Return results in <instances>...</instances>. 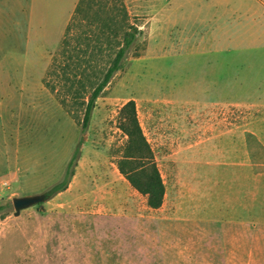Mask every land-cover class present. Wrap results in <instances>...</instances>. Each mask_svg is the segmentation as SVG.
Here are the masks:
<instances>
[{
  "label": "rangeland",
  "instance_id": "1",
  "mask_svg": "<svg viewBox=\"0 0 264 264\" xmlns=\"http://www.w3.org/2000/svg\"><path fill=\"white\" fill-rule=\"evenodd\" d=\"M77 1L0 0V264H264V147L249 133L258 111L222 91L227 72L256 62L250 28L264 39V22L225 20L264 0H123L139 55L112 76L85 131L61 83L55 94L43 82ZM128 100L163 180L156 209L117 167ZM76 149L68 187L14 215L13 198L43 194Z\"/></svg>",
  "mask_w": 264,
  "mask_h": 264
},
{
  "label": "trees",
  "instance_id": "2",
  "mask_svg": "<svg viewBox=\"0 0 264 264\" xmlns=\"http://www.w3.org/2000/svg\"><path fill=\"white\" fill-rule=\"evenodd\" d=\"M110 1L111 6L107 7ZM141 34L138 26L128 21L123 0L77 1L43 82L51 92L57 94L59 89L56 83L59 81L62 87L60 93L70 95L73 104L82 108L80 125L83 131L89 126L96 99L112 76L123 68L128 56L139 55L137 46ZM105 53L109 58L106 66L100 68L97 62ZM60 101L66 108L73 106L68 105L61 96ZM118 128L125 136L117 160L118 170L146 197L148 207L159 208L165 188L151 146L140 126L133 100H128L120 108ZM78 155L76 149L66 164L62 179L43 193L44 201L68 187Z\"/></svg>",
  "mask_w": 264,
  "mask_h": 264
},
{
  "label": "crops",
  "instance_id": "3",
  "mask_svg": "<svg viewBox=\"0 0 264 264\" xmlns=\"http://www.w3.org/2000/svg\"><path fill=\"white\" fill-rule=\"evenodd\" d=\"M254 2L258 7L257 0ZM260 7L262 11L258 12L259 10L253 5H249L246 8L242 5L240 9H237L235 17L234 13L231 12L228 19L225 20L226 27L228 25L232 26L234 21L242 25L244 23L254 25L255 23L264 22V5L260 4ZM251 30H253V34ZM258 31L259 28L253 27L249 31V36L256 43L250 49H259L250 57L256 59V62L252 64L253 66H249L248 64L250 70L247 74L240 75L233 70L227 72L222 91H225L226 99L230 100L231 105L256 109L258 111L257 119L249 125L252 128L249 133L254 135L262 147H264V39L261 40V36H257ZM241 138H245L244 132H242Z\"/></svg>",
  "mask_w": 264,
  "mask_h": 264
},
{
  "label": "water",
  "instance_id": "4",
  "mask_svg": "<svg viewBox=\"0 0 264 264\" xmlns=\"http://www.w3.org/2000/svg\"><path fill=\"white\" fill-rule=\"evenodd\" d=\"M44 201L43 194L14 197L12 202L14 206V215H18L22 209Z\"/></svg>",
  "mask_w": 264,
  "mask_h": 264
}]
</instances>
